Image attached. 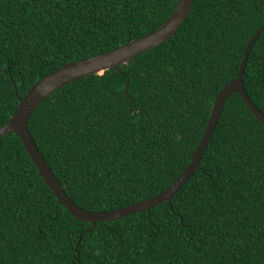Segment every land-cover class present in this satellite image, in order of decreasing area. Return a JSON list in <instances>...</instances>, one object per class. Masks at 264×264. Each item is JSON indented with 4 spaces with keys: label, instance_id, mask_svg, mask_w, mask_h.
I'll list each match as a JSON object with an SVG mask.
<instances>
[{
    "label": "trees",
    "instance_id": "trees-1",
    "mask_svg": "<svg viewBox=\"0 0 264 264\" xmlns=\"http://www.w3.org/2000/svg\"><path fill=\"white\" fill-rule=\"evenodd\" d=\"M177 2L0 0V127L17 94L152 33ZM263 25L264 0H196L178 32L123 64L124 74L88 75L43 100L28 130L69 197L109 211L167 190ZM243 80L264 114V31ZM0 264H264V125L229 96L199 168L170 203L94 228L59 204L21 139L3 136Z\"/></svg>",
    "mask_w": 264,
    "mask_h": 264
},
{
    "label": "water",
    "instance_id": "water-1",
    "mask_svg": "<svg viewBox=\"0 0 264 264\" xmlns=\"http://www.w3.org/2000/svg\"><path fill=\"white\" fill-rule=\"evenodd\" d=\"M195 1L196 0H178L175 9L167 21L148 35L132 40L127 44L116 47L110 51L79 61L67 63L47 74L41 80L37 81L23 98L17 94L19 100L18 108L13 113L10 120L0 127V140L3 136L9 133H14L19 137L39 174L47 186L52 190L59 204L66 208L67 211L77 220L91 223L92 228H94L98 222H109L121 219L135 213L148 211L164 202L170 203L177 192L199 168V164L213 137L225 102L229 96L239 94L250 112L264 125V114L249 97L243 80L249 53L256 39L264 31L263 25L249 40L244 51L237 77L227 83L215 97L209 120L191 161L167 190L149 199L109 211H89L80 207L66 193L62 184L46 162L33 136L29 132L28 123L30 117L43 100L64 85L88 75L99 74L109 69H115L121 72V74H124L121 70L123 64H126L142 53L153 50L154 48L168 42L178 32L190 16ZM128 85L129 81L126 83V90L128 89ZM15 90L17 92L16 88Z\"/></svg>",
    "mask_w": 264,
    "mask_h": 264
}]
</instances>
